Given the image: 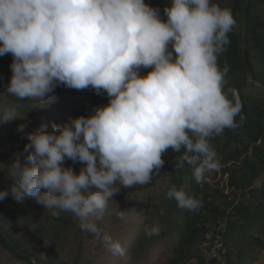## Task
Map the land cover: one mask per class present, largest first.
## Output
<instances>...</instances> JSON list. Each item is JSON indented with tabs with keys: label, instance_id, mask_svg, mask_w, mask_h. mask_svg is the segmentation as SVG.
<instances>
[{
	"label": "clouds",
	"instance_id": "obj_1",
	"mask_svg": "<svg viewBox=\"0 0 264 264\" xmlns=\"http://www.w3.org/2000/svg\"><path fill=\"white\" fill-rule=\"evenodd\" d=\"M163 12L166 19L145 0H0V56L13 57L5 93L35 107L60 85L108 96L87 116L28 133L24 150L2 168L12 183L0 200L34 197L53 217L71 213L122 256L120 241L98 224L117 183H151L169 149L183 151L176 170L191 165L186 182L218 169L211 140L245 119L238 94L224 88L228 68L218 66L236 21L213 0H169ZM142 68L151 70L141 75ZM13 118L23 117L0 107V122ZM66 158L83 165L78 173ZM166 195L182 209L203 206L182 187ZM159 232L145 227L146 236Z\"/></svg>",
	"mask_w": 264,
	"mask_h": 264
},
{
	"label": "rangeland",
	"instance_id": "obj_2",
	"mask_svg": "<svg viewBox=\"0 0 264 264\" xmlns=\"http://www.w3.org/2000/svg\"><path fill=\"white\" fill-rule=\"evenodd\" d=\"M213 2L226 8L232 5L230 0H213ZM168 4L169 0H163V10ZM255 9L264 13V4L257 5ZM12 59L10 53L0 56V105L2 104L0 107H15L16 114L23 118L0 122V162H3L5 155H13V150L24 149L27 143L24 141V136L27 139L28 133L41 126H44L47 131H52L53 123L63 125L79 114V108H82V115L87 116L95 106L101 105L95 97L92 100L87 99L93 92L91 88L76 90L63 85L55 88L53 98L43 106L35 107L38 101L17 100L9 96L5 92L12 74L10 68ZM246 93L259 102L264 110V89L262 87H258L257 84L251 85L246 89ZM101 96L106 105L108 103L107 94L104 93ZM262 120L264 122V115ZM20 124L25 126L23 132L18 131ZM250 158L253 157L250 156ZM12 160H9L8 164ZM240 162L242 165V160ZM76 163L78 162L74 163L67 158L64 161L66 167ZM80 168L78 166L75 171L78 173ZM205 175L211 189L217 187L224 195L231 196L230 189L227 187L228 174L223 172L220 166L216 170L205 172ZM167 182L166 177L158 175L146 185H134L130 188H124L119 183L115 185L120 192L114 193L112 200L108 201L104 218L98 224L113 239L120 241L124 248L122 256L113 255L103 243L93 237V233L81 230L78 219L71 213H61L60 216L68 217L69 221L58 223V226L54 228L55 225L51 224V220L57 217L50 215L49 210L38 203L34 197L25 196L22 201H17L9 195L0 200V226L13 235L20 249H28L34 254V258L30 257V261L19 259L0 242V264H30L31 262L34 264H75V260H77L76 264H169L174 245L179 239L178 230H168L160 220V214L150 213L156 208L162 213H173L162 205L164 187ZM262 182H264V176L255 182L253 188L259 187ZM11 183L12 181L6 178L4 170L1 169L0 190L10 191ZM254 195L260 198L258 191H255ZM233 197L237 199L238 196L234 194L229 198ZM119 211H124L126 219L122 220L118 217ZM172 218H175V215L172 214ZM153 225H158L159 234L164 232V235L146 236L145 227ZM253 231V229L248 231V235ZM246 240L245 238L238 243L230 244L228 264H264V250L243 244ZM206 255L212 258L211 252ZM218 259L220 264H227L221 257Z\"/></svg>",
	"mask_w": 264,
	"mask_h": 264
},
{
	"label": "trees",
	"instance_id": "obj_3",
	"mask_svg": "<svg viewBox=\"0 0 264 264\" xmlns=\"http://www.w3.org/2000/svg\"><path fill=\"white\" fill-rule=\"evenodd\" d=\"M230 1L232 5L228 9L231 10L236 25L228 33L230 43L218 56V66L221 69L228 68L224 88L232 89L238 94L243 106L241 115L245 119L236 129H225L224 133L212 139L211 143L214 145L220 169L228 174L227 187L230 189V195L235 194L239 199L229 198L231 196L224 195L217 187L211 189L205 174L200 183L194 179L186 182V177L191 176V165L185 162L182 170L175 168L183 151L177 153L169 149L162 154L165 163L159 176L168 179L164 187L162 205L173 213H162L158 208L150 213L160 214V220L168 230H178L179 239L174 245L169 264H220L218 257L228 264L230 244L245 238L247 240L243 244L264 250V182L253 188L255 182L264 176V110L259 102L246 93V89L251 85L257 84L264 89V13L255 9L257 5L264 4V0ZM145 2L153 8H158L161 18L166 19L163 0ZM150 70L142 68L140 74L146 75ZM94 97L101 105H105L102 96L94 91L87 99L92 100ZM78 113L83 114L82 108L78 109ZM236 119L239 121V116ZM24 141H27L25 136ZM23 150L17 148L12 151L13 155H5L3 162H0V172L9 160L14 159L15 155ZM21 159L23 160V157ZM78 166L82 167V164L78 162L71 165L74 171ZM172 186L182 187L189 195L202 198L203 206L195 212L178 207L176 201L166 195ZM255 191H258L260 198L254 195ZM172 214L175 218H172ZM63 221H69V218L59 216L51 220V224L55 225V228ZM251 229L254 231L248 235L247 232ZM163 235L164 232L159 234ZM0 242L19 259L28 261L30 257L34 258V254L28 249H20L13 235L1 226ZM209 252L212 253V258L207 257Z\"/></svg>",
	"mask_w": 264,
	"mask_h": 264
}]
</instances>
